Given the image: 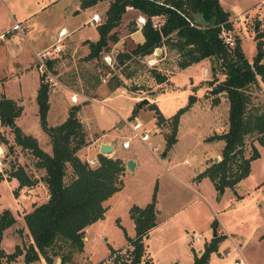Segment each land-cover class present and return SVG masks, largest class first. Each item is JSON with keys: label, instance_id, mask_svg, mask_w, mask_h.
I'll list each match as a JSON object with an SVG mask.
<instances>
[{"label": "rangeland", "instance_id": "374dc122", "mask_svg": "<svg viewBox=\"0 0 264 264\" xmlns=\"http://www.w3.org/2000/svg\"><path fill=\"white\" fill-rule=\"evenodd\" d=\"M221 3L225 10L233 11L229 14L231 28L228 34L233 41L236 37L241 38L243 53L250 60L255 51L254 34L264 32L262 29L264 0H221ZM75 8L78 11L75 12ZM90 12V9L79 7V0H0V95L12 97L17 103L23 104V109L15 118V122L24 132L35 136L39 146L47 152L50 151V145L39 126L34 98V86L40 73L34 64V52L49 47L53 42L51 35H54L60 26H64L69 32L72 31L71 35L76 39L94 38L96 33L94 25L84 21ZM130 17L134 18L133 13L126 14L124 19ZM15 22L19 23L20 28L13 27ZM262 40L264 49V34ZM59 44L61 48L63 40ZM133 46L134 43L130 39L124 41L120 48L111 44L107 53H102L109 55L110 64L105 63L102 55L98 59L85 60L84 55L79 51L72 54L70 48L64 50L62 47L63 50L54 55L57 57L52 67H49V75H44L48 82V93L54 94L64 87L79 92V107L75 111V116L79 120H81L79 114L81 98L85 97L82 110L93 122L94 128L93 125H87L83 118L82 127L84 128L83 124H85L90 128L89 131L84 128L86 143L77 151L80 159L92 165L96 163V159L88 160L91 151V147H88L90 138L94 139V136L102 131L105 133L118 131L120 127L117 128V125L120 122L127 125L128 119L125 116L130 112L131 95L125 91L132 90L147 98L150 97L148 90H156L152 96L160 112L165 115L184 105L189 95L202 96L204 87L197 86L200 81L198 75L202 74L201 62L181 69L169 81L166 80L167 75L164 73L170 72L163 68L175 70L172 51H166L162 62L153 64H151L155 56L153 51L150 55L132 56L123 62L117 61L115 57L117 53L129 50ZM80 48L77 47V50ZM262 60L264 61V56ZM204 64L207 73L203 78L209 76L210 79L222 78L216 58L207 56ZM156 72L163 76L159 86L155 85ZM95 73L100 76L98 87L96 88V85L91 92H84L87 89L85 84L94 82L92 76ZM126 74H129L128 77ZM210 79H205L202 84L211 87L212 84L208 83ZM118 82L119 84L115 86ZM165 85L168 86L166 89L158 90ZM205 90L207 92L205 96L209 98L211 93L208 88ZM62 92L63 101L60 95L58 97L54 95L50 99L51 107L46 113L48 124L56 123L63 116L65 119L70 105L73 104L69 99L70 94L68 95L64 90ZM247 92L249 99L246 110L264 111V82L257 79V82L249 85ZM218 94L222 93H217L215 96L219 100ZM17 98H20L21 102H18ZM212 98L210 101L214 103ZM147 103L148 101L141 103L140 106L143 107ZM226 107L227 100L224 99L217 108L185 109V112H181L180 114H184L180 121L178 140L165 156L160 153L158 147L153 150L154 153H151L147 145H141L138 137L131 136L130 147L140 145L141 162L137 168L133 170L129 168L126 172L124 182L125 190L128 191H123L126 194L123 197L131 198L128 192L134 186H140L141 190L149 187L152 191L155 187L156 193L157 184H161L164 178L160 174L165 172L163 171L165 166L169 168L175 163L171 169L185 175L192 171L196 164L203 162L207 155H210L211 150H217L221 146H219L221 140L216 141L207 137L220 131L221 120L226 119L227 116ZM195 113L198 114L194 116ZM148 125V121L143 123V129L151 135L152 129ZM160 128L159 133L165 136L169 125L163 123ZM124 132L127 136L130 135L128 126L121 133ZM1 135L6 136L11 143L12 133L8 126L0 125ZM259 136H263L264 141V131L250 132L244 136L243 155L248 156L253 147L259 154L250 160L248 174L240 180L239 186L235 185L234 189L224 187L219 191L209 178H204L199 184L198 195L178 182L168 185L160 193V207L164 204L166 208L170 207L169 209L175 205L183 208L169 220L151 228L145 234H148L150 239V264H192L193 253H197V249L201 245L203 247V244L214 234L210 226L212 219L216 220V231L217 228H222L225 235L218 242L217 249L210 253L205 264H231L235 246L245 259L244 264H264V144L258 141ZM117 139H120L119 136L114 137V141ZM152 143L155 142L149 141V145H153ZM120 144L123 146L122 139ZM11 146L8 148L7 144L0 143V210L8 207L15 217V221L2 232L0 244L5 253L11 252L15 246L23 250L29 243L30 236L22 214L31 208L32 202H40L47 197V192L42 186V171L34 167V157L31 152L14 143ZM211 161L208 157L205 163L208 165ZM12 164L22 166L33 179L32 183L18 185L17 179L10 175L14 168ZM69 175L70 169L67 168L66 178H69ZM175 194L182 195V200H171V196ZM102 219L93 224L89 239L84 242L85 251L74 254L72 264H120L113 259L115 255L108 256L106 253L108 245H120L124 241L126 233L122 227H126V222L113 211L107 212ZM194 235H199L200 241H195ZM237 242L242 245L239 247ZM226 250L231 251V254H225ZM122 252L123 249L116 254L122 255ZM146 258L148 259L145 255L139 264H148ZM9 263L23 264L22 253ZM43 263L47 264L42 257L33 262V264ZM58 263L59 261L55 263V260L53 262V264Z\"/></svg>", "mask_w": 264, "mask_h": 264}, {"label": "trees", "instance_id": "16d2710c", "mask_svg": "<svg viewBox=\"0 0 264 264\" xmlns=\"http://www.w3.org/2000/svg\"><path fill=\"white\" fill-rule=\"evenodd\" d=\"M97 1L100 0H79V7L90 6ZM127 6L133 7L144 16V22L140 25L142 40L129 50L117 53V61L123 62L132 56L151 53L162 44L177 52L178 67H184L210 55L216 58L222 78L212 77L208 81L212 84L209 92L215 94L212 101L217 99V93H224L226 97V128L207 137L222 140L220 158L211 161L195 177L207 176L219 191L224 187L234 189L237 182L248 174L250 160L259 154L253 147L248 156L243 155L244 136L250 132L264 131V111L246 110L249 85L257 82L258 78L264 82L263 32L254 34L255 51L248 60L238 37L232 46H228L219 36L222 27L231 28L230 12L221 6L219 0H107L103 18L95 24L97 38L85 40L88 51L83 59L100 58L102 53L108 51L109 46L117 41V27ZM194 12L199 13L207 23L195 22L192 16ZM152 16L161 18L156 26L153 25ZM189 20H193L198 26L190 25ZM56 57L46 60L48 67H52ZM156 73L157 82L162 81L163 76L159 72ZM128 75L126 74L127 77ZM92 80L94 82L91 84H85L87 89L84 92H91L97 85L100 80L98 73L92 76ZM118 84L119 82L115 86ZM34 98L38 123L48 138L49 152L39 146L35 136L24 132L16 124L15 118L21 113V104L12 97L0 95V125L8 126L12 133L11 143L3 135L0 136V143L7 144L8 148L14 143L31 152L34 167L42 171L41 180L47 192L43 201L32 202L31 208L22 214L31 241L23 250L15 246L8 253L0 246V264H10L9 261L20 253L23 264H33L40 257L47 264H53L55 257H59L58 264H72L74 254L83 250L84 227L102 217L105 210L103 201L121 187L124 165L120 157L99 152L93 165L79 158L76 151L86 143V133L75 116L79 107L78 96L70 105L72 114L56 124H48L46 121L48 82L43 73L38 75ZM81 99L82 103H85V97ZM193 100L194 96L189 95L187 102L167 117L162 116L154 103H147V106L153 109L156 122L166 120L169 125L164 150L175 140L180 113L187 109ZM136 104L131 109L130 118L137 109ZM262 137L259 136L258 141L264 144ZM11 166L14 168L10 175L17 179L18 185L32 183L33 179L22 166ZM67 168L70 169L69 178H66ZM154 201L155 187L150 200L143 207L132 205L129 208L135 233L132 236L125 234L126 245L123 248L109 247L108 256L115 255L113 259L120 264H139L143 260V236L155 224ZM14 221L15 217L8 207L0 210V240L3 229ZM210 226L214 234L203 244L199 253H193V264L207 263L210 253L217 249L218 242L224 237V234L216 231L215 219L211 220ZM122 249V255H117Z\"/></svg>", "mask_w": 264, "mask_h": 264}, {"label": "crops", "instance_id": "0c3cea01", "mask_svg": "<svg viewBox=\"0 0 264 264\" xmlns=\"http://www.w3.org/2000/svg\"><path fill=\"white\" fill-rule=\"evenodd\" d=\"M219 2L221 4V6H222L221 0H219ZM106 7H107V0H100V1H97L96 3H94V4L90 5V6L83 7L85 9H90V11H91L90 15L84 21H86V23L93 24L94 28H95V24L103 18V14H104V11H105ZM74 10H75V12L78 11L77 8H75ZM232 12L233 11L230 10V13H232ZM128 13H133L134 18L130 17V18L124 19L125 15L128 14ZM92 14H96L97 15L98 21L91 19V15ZM138 14H140V13L136 9H134L133 7L127 6L125 8V12L122 15V20H121L120 24L117 27L118 39H117L116 42L112 43V46L113 45L114 46L118 45V47L120 48V46L123 45L124 41H126L128 39L133 41L134 44L137 43V42H140L142 40V34H141V31H140V25L138 23H136V21H135V16L138 15ZM153 18L156 19L158 22L161 21V18L159 16H155ZM60 27H64V26H60ZM65 29H66L67 33L62 38L63 45L61 46V49H62V47H63L64 50L67 49V48H70V51L73 52L72 54H75V53H77V51H79L80 53H82V55H85L87 53V51H88V47H87V44L85 43V40H95L97 38V36H98V33H97L96 29H95L96 33H95V37L94 38L91 39V38L85 37V38H81V39H76V38H74L71 35L72 31L69 32L67 28H65ZM262 29L264 31V27H262ZM263 34H264V32H263ZM54 35H51V38ZM238 38L240 39V45H241V38L240 37H238ZM77 47H81L80 50H77ZM241 48H242V45H241ZM166 51H172V53H173V58L172 59L174 61L173 68H175V70H168L167 68H163L165 71L170 72L168 74L162 72V74L164 73L165 75H167L166 76V80L171 81L172 76L177 74L178 71H181V69H184V68H186L188 66H191V65L199 63V62L202 63L201 70H200V72H202V74L198 75V77L200 78V81L198 82V85H197V86L200 85V86L204 87L203 91H202V94H201L202 96H198L200 94L193 95L194 96V100L188 106V108L186 110H194V109L195 110L196 109L197 110H205L207 108H209V109L210 108H217L218 105L220 103H222V101L224 99H226V97L224 95L218 94L219 100L216 99L214 101V103H212L210 101V98L214 97V95L211 94L209 96V98H208V96L207 97L205 96V95H207V92H206L205 88L210 89V87L204 86L202 84V83H204L203 81L205 79H210V76L203 78V76L206 75V73H207V67L204 64L205 57L200 59V60H198V61H196V62L188 64L185 67H178L176 65L177 52H175V50H173L171 48H167L164 44H162L161 46H158V47L154 48L153 53H154L155 56L153 57L154 60H152L153 62L151 64L161 61L163 59ZM104 53H107V52H104ZM145 55H147V54H145ZM148 55H150V53H148ZM151 64H149V65H151ZM37 85H38V77H37V83L34 86V90H36ZM155 85H157V86L161 85V81L155 83ZM157 86H155V87H157ZM97 87H98V85L96 86V88ZM167 87L168 86H166V85L165 86H161L160 89H158V90L162 91V90L166 89ZM62 90L66 91L68 95L69 94L71 95L72 93L79 94L78 91H76L74 89L66 88V87H64L60 91H57V92L55 91L54 94L53 93H48V111H49V109L51 107L50 99H52L54 97V95H56L57 97L60 95V97L62 99V97H63ZM120 91H122V90H120ZM147 92L150 93L149 94L150 97H147L148 103H154L156 105L154 97L152 96L156 92V90H148ZM125 93H129L131 95L130 96V102H129L130 103V106H129L130 112H129V114H127V116H125V117H127V119H130L129 115L131 114L132 107L135 105L136 102H138L144 96L143 95H138L139 94L138 92H135V91H132V90L125 91ZM34 96H35V93H34ZM17 100H18V102H21L20 98H17ZM62 101H63V99H62ZM19 104H21L22 109H23V104L22 103H19ZM84 104L85 103H81L80 109H79V114H80V119H81L80 122L84 123L83 122V118H84L85 119V123L87 125H91L92 126L93 122L90 121L87 118V116L84 115V113H83L82 109L84 107ZM146 105L147 104H145L143 107L142 106H140V107L136 106L137 109L133 113V117L135 116V117L139 118V120L141 121V123H142V125H141L142 131H145L143 129V123H146L148 121V123L150 125V126L149 125L148 126H149V128L152 129V134L150 135L148 133V139L147 140H141V139H139V140L141 141V145H143V144L147 145L146 147L151 153H154L153 150H155L158 147L160 149V153L165 156L167 154V152L169 151V149L178 140L180 129H181L180 121L182 120V116H183L184 113L180 114V116L178 118V122H177V125H176V132H175V140H174V142L170 145V147L168 149L164 150V147H165V136H163V135L161 136V134L159 133L158 129L163 125V123L166 124V120H164L163 122H160V123L156 122V118L154 116L153 109H150ZM156 108L158 109L157 105H156ZM226 110H227V107H226ZM160 113L162 114L163 117H167L170 114H172V113H170V114H166L165 115L162 112H160ZM196 114H198V113H195L193 115L195 116ZM63 119H64V116L61 117L60 120H58L56 123L61 122ZM56 123H54V124H56ZM83 125H84V128L86 129V131L90 128L88 126H85V124H83ZM92 127L94 128V125ZM118 127H120V128H118ZM117 128H118L117 129L118 131H114L113 130V131H109L107 133L102 131V133H97L98 135L94 136V139L90 138L91 140H90V142H88V147H91V151L89 153L88 160L96 159L97 153L98 152L101 153L99 151L100 142H108V143L111 144L112 148H111V151L109 153H106V155L120 157L122 159V161H123L124 169H123L122 175H121V178H122L121 187L118 190H116L115 192H113L110 196H108L103 201V204L105 206V210L103 212L102 217L96 219L95 221L87 224L84 227V230H83V250H82V252L85 251L84 242L88 241L89 234L91 233V227L93 226V224L97 223L99 220H103L102 218L105 216V214L107 212H110V211L115 212L116 215L118 214L120 218L124 219V222H126V227L125 228L122 227V228L125 230L126 235H128V236L134 235V233H135L134 222H133L132 217L130 216L129 208L132 205H136V206L141 208L150 200V197H151L152 190H149V187L144 188V190H141L140 186H134V187H132L129 190L128 194L130 195L131 198H129V197L128 198H124L123 197V195H126L123 192L126 189L125 188L126 185H125V182H124V176L126 175V172L129 171V167L127 165V159H131L133 161V166H132V168H130V170H133V169L137 168L139 166L140 162H141V153H140V145L138 146L136 144V145L130 147V143L131 142L129 140L131 138L128 140V145L127 146H122L120 144V140L121 139L124 140L125 138H127V135L125 134V132L121 133L125 128H127V125H125V124L120 122V123H118ZM225 128H226V119L223 118L221 120V129H220V131L219 132H215V133H220L223 130H225ZM115 136H119L120 139H117V141H114V137ZM214 140L217 141V140H221V139H214ZM149 141L150 142L153 141L155 143H152L153 145H149ZM221 143H222V140H221L219 146L220 145L222 146ZM221 146L218 147L217 150L216 149L211 150L210 151V155H207L206 158L210 157L211 160H212L213 157L216 156L217 159H219L220 158V154L219 153H220ZM76 153L78 155L79 152L76 151ZM155 156H156V158H158L157 155H155ZM206 158H205V160H206ZM205 160L203 162H200V163L196 164V166L193 168V170L189 171L185 175L177 173V172H174L173 169H171L174 166L175 163H172L169 168L166 167V166L164 167L163 171H165V172L163 174H160L164 178H162L161 184L158 183L157 186H156L155 201H154V220H155V224L152 225L147 230V233L149 232V230L151 228L157 227V226L161 225L163 222L169 220L170 217H172L175 213L179 212L183 208V207H178V206L175 205V206H172L171 209H169L170 207L166 208V205H164V204H163L162 207H160V205H159V195H160V193L163 192V190L168 185H171L173 182L174 183L178 182L179 184H181L187 190L192 191V192H194L197 195L200 194V192H198L199 184L201 183V181L204 178H208V177L207 176H202V177L196 178L195 176H196V174L198 172H200L207 165L205 163ZM240 180L237 182L236 186H239ZM42 186L44 187V189L46 191L44 183H42ZM125 191H128V190H125ZM199 196H201V195H199ZM181 197H182V195L175 194V195L171 196V200H173V201L174 200L175 201L182 200ZM175 208H177V209H175ZM217 230H218L217 231L218 233L225 235V232L222 231V228H217ZM148 236H149L148 234L143 236V242H144V247H145L144 257H145V255L148 257V259L146 258L147 259L146 262L148 264H150L151 263V259H150V257H151L150 256L151 249L149 247V245H150L149 240L150 239H148ZM30 241H31V238H30L29 242ZM195 241H200V236H199V239L195 240ZM0 243H1V240H0ZM125 245H126V239H125V236H124V241L120 245L112 244V245H108V246L111 247V248H120V247L123 248ZM237 245L240 247L242 245V243L237 242ZM0 246H1V244H0ZM109 247L107 248V253L106 254H108V252H109ZM199 248L202 249V245ZM235 248H236V250L238 252V256L243 258L239 254L238 247L235 246ZM197 253H199V252H197ZM243 260H245V259L243 258ZM43 264H45V263H43ZM247 264H249V263H247Z\"/></svg>", "mask_w": 264, "mask_h": 264}, {"label": "built area", "instance_id": "2783aa9c", "mask_svg": "<svg viewBox=\"0 0 264 264\" xmlns=\"http://www.w3.org/2000/svg\"><path fill=\"white\" fill-rule=\"evenodd\" d=\"M152 16L153 20V25L156 26L158 24V21L154 19ZM91 19L98 21V17L96 14L91 15ZM135 21L138 24H142L144 22V16L141 14H138L135 16ZM190 25H195L198 26L193 20H189ZM14 28H20L19 23L15 22L13 24ZM229 29L221 28L219 36L221 37L222 41L227 44L228 46H232L234 44L233 38H231L230 34H228ZM67 31L65 27H60L55 35L52 37L53 42L49 45V47H44L40 51H35L34 52V61H35V66L37 70L40 73H43L44 75H49V67L46 63V60L53 57L56 53L58 54L61 50L59 42L62 40V38L66 35ZM103 59L105 60V63L110 64V57L107 54L102 55ZM76 96H78L76 93L70 95V100L72 101ZM127 126L130 130V135L127 136L124 140H122L123 146L128 145V140L130 139L131 136H136L141 140H147L148 139V132L147 131H142L141 128V121L137 117H131L130 119L127 120ZM1 151V147H0ZM199 236L194 235V240H198ZM233 250L235 251L234 254L231 257V264H244L243 259L238 256V252L235 247H233ZM225 254H231V251L226 250Z\"/></svg>", "mask_w": 264, "mask_h": 264}, {"label": "water", "instance_id": "95a60500", "mask_svg": "<svg viewBox=\"0 0 264 264\" xmlns=\"http://www.w3.org/2000/svg\"><path fill=\"white\" fill-rule=\"evenodd\" d=\"M193 19L195 22L199 23V24H206L207 22L205 20L202 19L201 15L197 12L192 13ZM224 95V93H222ZM148 99L146 97L141 98L138 102H137V107L140 106L141 103L147 102ZM72 111L69 110L68 115H71ZM111 144L108 142H100L99 144V151L103 154L109 153L111 151ZM217 159L216 156L213 157V161H215ZM127 165L129 168H132L133 166V161L131 159H127ZM139 214L141 213V211L138 212ZM202 249L198 248L197 252H200ZM59 261V257L55 258V263Z\"/></svg>", "mask_w": 264, "mask_h": 264}]
</instances>
